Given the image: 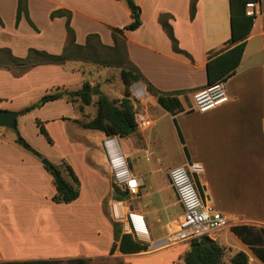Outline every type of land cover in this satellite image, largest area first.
Here are the masks:
<instances>
[{
	"label": "crops",
	"instance_id": "crops-1",
	"mask_svg": "<svg viewBox=\"0 0 264 264\" xmlns=\"http://www.w3.org/2000/svg\"><path fill=\"white\" fill-rule=\"evenodd\" d=\"M134 1L140 7V25L124 31L127 58L157 90L175 94L180 108L166 110L157 95L134 81L129 87L130 97L150 126L125 137L85 129L75 121L95 115L97 95L83 107L65 95L32 111L30 115L44 125L61 119L63 142L75 149L77 159L67 161L78 177L79 196L69 203L51 200L55 193L52 177L15 141V129L8 132L11 128L0 127V261L118 256L129 264H153L157 260L160 263L155 264H183L189 242L170 244L167 240L182 216L168 169L182 164L202 167L201 173L193 175L200 196L229 220L227 228L210 235L225 246L229 258L236 252L232 244L245 245L233 234L232 226L264 227V0L240 62L225 80L229 100L207 112L193 109L191 94L206 86L209 52L220 54L231 47L227 43L231 37L229 0H197L193 18L189 14L190 0ZM16 9L17 0H0V47L10 48L19 57H24L29 48L54 54L62 51L67 37L65 17L50 16L58 9L71 12L70 26L78 44H84L89 34H96L102 44L111 46V28H123L132 20L124 0H27L28 16L36 29L24 16L16 25ZM161 13L172 15L169 22L173 34L188 55L173 50L158 20ZM71 61L76 69L64 64H39L21 76L0 68V109L21 110L51 88L76 91L84 80L110 100L124 96L123 88L119 96L113 95L109 85H105L108 93L102 89V83L109 81L107 75L92 78V70H83L84 63ZM48 106L57 112L45 114ZM20 115L16 118L18 130L19 117L22 120L27 114ZM65 121L76 125L71 135ZM107 138L118 144L131 174L139 180L137 193L119 199L123 206L118 210L145 216L150 235L136 239L146 245L145 250L124 253L116 241L110 253L113 226L105 202L113 192V180L89 152L93 146L101 147L110 174L103 147ZM65 156L63 153L54 162H61ZM88 173L93 175L89 182ZM102 180L105 190L101 193L97 187ZM80 220L86 224H79Z\"/></svg>",
	"mask_w": 264,
	"mask_h": 264
},
{
	"label": "trees",
	"instance_id": "trees-1",
	"mask_svg": "<svg viewBox=\"0 0 264 264\" xmlns=\"http://www.w3.org/2000/svg\"><path fill=\"white\" fill-rule=\"evenodd\" d=\"M131 12V22L123 28H111L113 37V45L107 46L100 42L96 34H89L84 44H78L75 41V32L70 26L71 12L65 9H58L51 12L50 16H64L66 28V41L60 53L54 54L45 50L29 48L24 57L16 56L8 47H0V68L11 71L14 76H21L32 67L39 64H64L66 61L79 60L86 61L90 59L91 54H98L97 48H101L110 52L106 58L96 60L103 66L119 65L120 75L125 87V95L120 99L110 100L106 95L98 93L94 101L96 105V113L90 119L75 120L82 128L95 129L105 133L107 136L117 135L125 137L137 130L134 121V113L137 111L132 98L130 97L129 86L134 81H140L145 90L157 95L159 104L168 111L174 112L180 108V101L175 94H165L157 90L128 60L126 52V44L124 40L125 30H134L140 25V7L134 0H124ZM249 1L261 0H229L230 17H231V37L227 43L231 44L226 51L216 54L217 52H209L206 64L207 82L206 85L212 84L218 80H226L234 74L235 68L238 66L245 44L246 38L253 25L254 17L246 15L245 3ZM197 0H190L189 14L193 18L196 9ZM24 16L28 23L36 29L33 22L28 16L27 0H17L16 9V25L20 18ZM172 15L169 13H161L158 17L159 23L171 40L174 51L185 53L179 48L177 39L175 38L172 26L169 20ZM0 24H3L0 18ZM94 58V57H93ZM96 58V57H95ZM99 59V58H96ZM123 61L127 64L124 65ZM59 89V88H57ZM92 85L89 81L84 80L81 87L66 95L69 101L78 100L80 107L92 103L91 95ZM180 93V92H178ZM64 97L63 90L47 92L40 97L39 103H32L22 108L21 113H25L35 107L43 105L45 102L52 101ZM36 126L39 132L46 138L49 143L53 140L46 130L43 122L36 118ZM15 141L24 149L41 158L40 153L35 150L18 132L17 127ZM53 177L55 193L51 200L57 203H69L79 196V180L71 165L64 159L59 165L48 163L44 165ZM65 171L69 179L63 176ZM113 190L116 198L121 199L128 194L124 189L117 186L113 182ZM113 226L114 242L110 249L113 253L116 241L119 242L120 251L137 252L146 249V245L137 241L131 234L121 231L120 222L111 221ZM231 231L235 234L247 247L253 255L264 264V227L240 224L231 227ZM226 248L217 243L208 235H202L189 241V249L183 255V264H223V257ZM92 258L84 256L63 257V258H44L33 260H5L0 264H89ZM229 264H250L246 252L236 251L230 258Z\"/></svg>",
	"mask_w": 264,
	"mask_h": 264
},
{
	"label": "built area",
	"instance_id": "built-area-1",
	"mask_svg": "<svg viewBox=\"0 0 264 264\" xmlns=\"http://www.w3.org/2000/svg\"><path fill=\"white\" fill-rule=\"evenodd\" d=\"M245 13L255 18L261 13V1L246 2ZM228 100L225 80H218L191 94L193 109L198 112L210 111ZM134 121L138 130H145L150 126L147 117L138 111L134 113ZM103 147L113 182L129 195H135L139 180L131 174L126 157L118 144L113 139L107 138L103 141ZM202 170L199 164H182L168 169L170 184L182 207L178 226L167 239L170 244L189 242L202 235L210 236L213 231L229 226V220L213 206L207 204L199 194L193 175L201 173ZM115 205L121 208L123 203L119 199L107 202L109 212L116 221L121 223V231L131 234L135 239H147L150 230L145 216L133 210L115 212Z\"/></svg>",
	"mask_w": 264,
	"mask_h": 264
},
{
	"label": "rangeland",
	"instance_id": "rangeland-1",
	"mask_svg": "<svg viewBox=\"0 0 264 264\" xmlns=\"http://www.w3.org/2000/svg\"><path fill=\"white\" fill-rule=\"evenodd\" d=\"M65 30H66V28H65ZM97 50L99 53L98 54H91V57H90V59L87 60V62L81 61L82 63H84L82 66L83 70L84 71H88L89 69L92 70V72H91L92 78L96 77V78L100 79V78L106 77V75H107V79L109 81L102 83V85H103L102 89L106 93H108V89L107 90L105 89V85H107V86L109 85V87H110L109 89H111L113 91V95L117 94L119 96L122 88H123V93L125 95V87L123 86L124 84L122 82L121 75H120V66L119 65H113V64L110 66H103L100 63H97L96 60H100V59L104 60V58H106L105 56L110 55V52H108L107 50H104L101 48H97ZM95 57L99 58V59H96ZM75 61L80 62L79 60H75ZM70 62L71 63L65 62L64 65H66V67L69 69H76L77 66L74 65V63H72V61H70ZM77 64H79V63H77ZM123 64L127 66V64L124 61H123ZM136 87L137 86L132 87L133 90H135ZM57 88H59V87H57ZM57 88H51L47 92H54L57 90H60V91L63 90V89H57ZM65 91H70V90H63L64 96H65ZM129 91H130V96H131L130 88H129ZM70 92H72V91H70ZM39 102H40V97L37 100H34L33 102H31L30 104L39 103ZM30 104H28V105H30ZM41 106L42 105H40L39 107H35V108L25 112V113H21V115H23V114H27V115L22 120H21V117H19L20 118L19 119V121H20L19 130L20 131L18 130V128H17V130H18L19 134L35 150H37L42 157L38 158L34 154H32L31 152L27 151L26 149H24V150L26 152H29L33 157L37 158L41 162V164L43 165V168H45V166H44L45 164L42 163V159H46L48 161V163L59 165L61 162L55 163L54 161L56 159H58L59 157H62L63 153L66 154L64 160H66V161H67V159H69V160L75 159L76 160L77 157L75 155V149L69 147L66 143L63 142V138L61 136V123L63 121H61V119H56L54 122H48L47 125H44L46 130L48 131V133L50 134V136L53 140L52 143H49L46 140V138L39 132L38 127L36 126V123H35L36 118L34 117V115H30V113L32 111H35L37 108H40ZM43 112H45V114H51V113H55L57 111H56L55 107L48 106L43 110ZM43 124H45V123L43 122ZM64 124H66V127L68 129V134L71 135V133H73L72 130H73V128L76 127V125H73L70 121H65ZM7 130L9 132L12 129H7ZM89 152H90V158L93 157V155L96 156V157H93V160L97 161V163L101 166V168H100L101 171H103V173H105L106 176L107 175L109 176L110 174H109V171L107 169V165L105 163H103V160H102V149H101V147L99 145L93 146ZM47 172L52 177V175L50 174V172L48 170H47ZM63 176L66 179H69V176L65 171H63ZM86 176H87L86 177L87 182H89L90 177L93 175L91 173H88ZM52 180H53V177H52ZM111 182H112V180H111ZM97 183H99V180L97 181ZM112 185H113V183H112ZM97 190L100 191L101 193L105 190V181L104 180L101 181V184H99V187H97ZM115 199H117L116 193L113 190L112 194L107 198V200L105 202L106 212L113 221H116V220H115V218H113V216L109 212L108 207H107V202L110 200H115ZM116 222H119V221H116ZM83 223H84V225L86 224V222L84 220L79 221V224H83ZM232 245H234L233 246L234 251L242 250V251L246 252V254L248 255V261L250 264H261V262L256 257H254L253 253L251 252V250L247 246H245V245L236 246L237 244H232ZM229 256H230V254L226 250L225 255L223 257V261H224L223 264H229ZM155 263H160V261L157 260V262H155ZM155 263H153V264H155ZM89 264H129V263H127L122 257L109 256V257H104V258L92 259V261ZM175 264H179V261H177Z\"/></svg>",
	"mask_w": 264,
	"mask_h": 264
},
{
	"label": "water",
	"instance_id": "water-1",
	"mask_svg": "<svg viewBox=\"0 0 264 264\" xmlns=\"http://www.w3.org/2000/svg\"><path fill=\"white\" fill-rule=\"evenodd\" d=\"M70 91H65V95H69ZM99 89L97 86H92L91 95H97ZM21 113L20 110H5L0 109V127L15 129L17 127L16 118ZM43 164H48L46 159H42Z\"/></svg>",
	"mask_w": 264,
	"mask_h": 264
},
{
	"label": "bare ground",
	"instance_id": "bare-ground-1",
	"mask_svg": "<svg viewBox=\"0 0 264 264\" xmlns=\"http://www.w3.org/2000/svg\"><path fill=\"white\" fill-rule=\"evenodd\" d=\"M118 209H119L118 206L115 205V206H114V211H115V212H118V211H119Z\"/></svg>",
	"mask_w": 264,
	"mask_h": 264
}]
</instances>
